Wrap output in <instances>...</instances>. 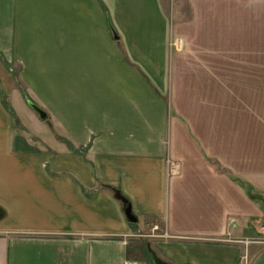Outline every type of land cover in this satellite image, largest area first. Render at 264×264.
Segmentation results:
<instances>
[{"label": "crops", "instance_id": "0c3cea01", "mask_svg": "<svg viewBox=\"0 0 264 264\" xmlns=\"http://www.w3.org/2000/svg\"><path fill=\"white\" fill-rule=\"evenodd\" d=\"M263 227L264 0H0V264H264Z\"/></svg>", "mask_w": 264, "mask_h": 264}, {"label": "rangeland", "instance_id": "374dc122", "mask_svg": "<svg viewBox=\"0 0 264 264\" xmlns=\"http://www.w3.org/2000/svg\"><path fill=\"white\" fill-rule=\"evenodd\" d=\"M16 77L18 78V76ZM18 87L17 99H21L23 103H27L26 106L30 110L19 107L15 108L14 106L11 107L15 114L16 126L22 134L33 135L35 139L39 141L40 146H46L48 142L47 137L50 131L51 133H54V135H57V133L60 134V131H58L53 125H51V129H49L46 121L47 117L43 118L37 110L38 108L31 105L32 102L28 92L23 88L21 89L20 86ZM9 97V95L4 96V98L7 99H9Z\"/></svg>", "mask_w": 264, "mask_h": 264}, {"label": "water", "instance_id": "95a60500", "mask_svg": "<svg viewBox=\"0 0 264 264\" xmlns=\"http://www.w3.org/2000/svg\"><path fill=\"white\" fill-rule=\"evenodd\" d=\"M37 110L40 112V114H41V116L43 118H46V113L44 111H42L40 109H37ZM117 197L120 198V199H123L120 194H117ZM126 215H127L128 219L130 221H133V222L136 221V218L132 214V209H131V206L130 205L126 208Z\"/></svg>", "mask_w": 264, "mask_h": 264}, {"label": "built area", "instance_id": "2783aa9c", "mask_svg": "<svg viewBox=\"0 0 264 264\" xmlns=\"http://www.w3.org/2000/svg\"><path fill=\"white\" fill-rule=\"evenodd\" d=\"M175 47H176L177 50H181V48H182V42H181V40L176 41V43H175ZM262 229L264 230V227H263ZM242 264H249V262H248V260L245 258V259L243 260V263H242Z\"/></svg>", "mask_w": 264, "mask_h": 264}]
</instances>
